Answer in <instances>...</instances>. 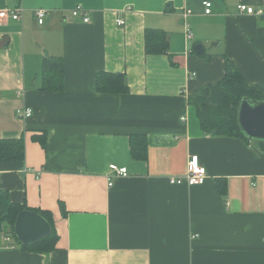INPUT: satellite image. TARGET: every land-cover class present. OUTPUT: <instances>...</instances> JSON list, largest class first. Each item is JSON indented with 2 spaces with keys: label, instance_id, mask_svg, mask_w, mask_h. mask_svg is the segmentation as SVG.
Masks as SVG:
<instances>
[{
  "label": "crops",
  "instance_id": "0c3cea01",
  "mask_svg": "<svg viewBox=\"0 0 264 264\" xmlns=\"http://www.w3.org/2000/svg\"><path fill=\"white\" fill-rule=\"evenodd\" d=\"M202 1L0 0V10L23 9L0 18V139L24 148L0 160V190L49 211L58 234L40 253L0 232V264H264V142L204 132L188 102L223 77L225 58L264 84V16L236 10L264 0H208L210 14ZM76 5L88 22L71 14ZM147 29L167 34V52H146ZM45 50L63 57L62 92L40 90ZM100 71L124 73L129 91L98 93ZM26 107L31 116L17 114ZM133 135L145 137L143 158L131 154ZM191 155L205 181L170 183ZM110 165L127 170L111 186Z\"/></svg>",
  "mask_w": 264,
  "mask_h": 264
},
{
  "label": "trees",
  "instance_id": "16d2710c",
  "mask_svg": "<svg viewBox=\"0 0 264 264\" xmlns=\"http://www.w3.org/2000/svg\"><path fill=\"white\" fill-rule=\"evenodd\" d=\"M146 52L168 51L167 34L161 29H147L145 33ZM64 60L62 56L44 58L40 73V90L62 92L65 87ZM95 86L98 93L124 94L129 91L124 73L100 71L96 74ZM264 100V84H248L237 66L225 58V73L215 83H209L188 96V102L195 107L202 130L214 135L237 137L247 141L237 123V108L242 98ZM131 154L143 158L146 150L144 136L133 135ZM263 143V142H261ZM24 148L22 138L0 139V160H20ZM221 180H216L217 189L223 192ZM28 209L42 215L50 224L51 232L38 241L22 245L14 234V221L19 211ZM0 232L9 234L22 250L46 253L55 248L58 234L52 215L47 210L28 208L23 203L11 201L7 191L0 190Z\"/></svg>",
  "mask_w": 264,
  "mask_h": 264
},
{
  "label": "built area",
  "instance_id": "2783aa9c",
  "mask_svg": "<svg viewBox=\"0 0 264 264\" xmlns=\"http://www.w3.org/2000/svg\"><path fill=\"white\" fill-rule=\"evenodd\" d=\"M202 4L204 6L205 14L211 13V2L208 0H203ZM236 10L238 13L245 14H254L259 16H264V7H259L255 9L252 5L246 3H238L236 6ZM23 9L21 7H16L14 9H2L0 10V18H11L13 20H20ZM71 14L73 16H80L83 22L89 21V16L87 11L81 6L76 5L73 9H71ZM34 15L36 17V21L38 24H42L45 17L48 15V10L39 8L34 11ZM191 15V10L186 9L183 13V17H187ZM115 22L118 25L124 24L123 18H117ZM185 39L186 41H191L193 39V32L188 24L185 26ZM195 72H192L190 76H194ZM32 110L28 107L24 109H17V114L29 117L31 116ZM117 176H126L127 170L125 167H118L116 165L109 166V172L106 174V178L108 181V185H112V175ZM207 178V171L205 166L201 163L197 155H191L187 161L186 172L184 175L179 177H172L169 179L172 184H182L187 183L188 185H198L205 181Z\"/></svg>",
  "mask_w": 264,
  "mask_h": 264
},
{
  "label": "water",
  "instance_id": "95a60500",
  "mask_svg": "<svg viewBox=\"0 0 264 264\" xmlns=\"http://www.w3.org/2000/svg\"><path fill=\"white\" fill-rule=\"evenodd\" d=\"M196 54L201 55L200 44L194 46ZM45 56L48 53L44 51ZM237 123L248 140L264 142V100L242 98L237 108ZM51 232L49 222L37 212L24 209L17 213L14 221V234L22 245H28L48 236Z\"/></svg>",
  "mask_w": 264,
  "mask_h": 264
},
{
  "label": "rangeland",
  "instance_id": "374dc122",
  "mask_svg": "<svg viewBox=\"0 0 264 264\" xmlns=\"http://www.w3.org/2000/svg\"><path fill=\"white\" fill-rule=\"evenodd\" d=\"M46 51V50H45Z\"/></svg>",
  "mask_w": 264,
  "mask_h": 264
}]
</instances>
